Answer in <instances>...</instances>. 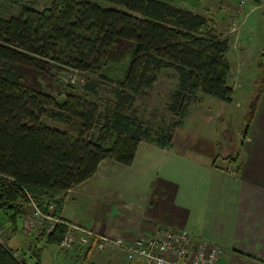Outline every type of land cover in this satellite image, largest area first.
I'll return each mask as SVG.
<instances>
[{"label": "trees", "instance_id": "1", "mask_svg": "<svg viewBox=\"0 0 264 264\" xmlns=\"http://www.w3.org/2000/svg\"><path fill=\"white\" fill-rule=\"evenodd\" d=\"M227 51V40L204 18L163 0H55L41 11L23 6L0 17V211L8 236L18 231L27 195L53 198L91 179L104 160L129 166L141 142L169 147L197 93L231 104ZM127 53L124 77L113 89L115 103L103 113L87 95L62 92L55 98L38 83L55 65L95 75ZM163 69L176 74L169 110L180 121L152 133L132 110ZM259 70L262 93L264 55ZM96 87L88 80L84 90L93 95ZM256 104L245 117L244 134ZM63 236L64 230L56 229L41 248L58 246ZM32 240L40 242L44 234ZM41 248L31 254L36 264ZM15 253L0 243V264H23Z\"/></svg>", "mask_w": 264, "mask_h": 264}, {"label": "crops", "instance_id": "2", "mask_svg": "<svg viewBox=\"0 0 264 264\" xmlns=\"http://www.w3.org/2000/svg\"><path fill=\"white\" fill-rule=\"evenodd\" d=\"M174 1L165 2L206 21L209 17L211 22L207 23L215 35L221 33V21L225 23L236 6L231 0ZM256 2L249 1L237 32L229 40L225 38L230 68L227 83L233 92L235 81L229 84L232 74H236V80L238 75H246V66H256V75L260 76L264 45L247 54L246 61H242L246 48L239 45L250 19L264 16V7ZM237 46L238 51L232 50ZM232 52L235 57L231 61L228 57ZM217 101L212 105L223 109L234 103ZM200 113V117L195 113L186 116L184 124L174 130L169 147L141 142L129 166L102 161L90 180L56 195L58 215L87 230L126 242L142 234H154L160 228L185 231L194 240L219 245L224 251L221 264H264V92L258 96L251 124L245 137L242 131L237 145L229 131L223 127L221 130L216 123L223 120V115L213 114L210 109L205 115ZM225 116L230 118L228 112ZM194 121L199 124L191 127ZM186 128L189 134L183 131ZM0 219L7 224L3 216ZM21 219L24 223L25 216ZM34 237L24 238L18 228L17 233L7 237L6 244L23 254L26 263L36 264L38 260L31 254L45 240L35 242ZM46 247H39L42 251L38 264H42ZM52 247L55 264H142L127 261L115 248L97 252L76 246L63 252Z\"/></svg>", "mask_w": 264, "mask_h": 264}, {"label": "rangeland", "instance_id": "3", "mask_svg": "<svg viewBox=\"0 0 264 264\" xmlns=\"http://www.w3.org/2000/svg\"><path fill=\"white\" fill-rule=\"evenodd\" d=\"M53 1L55 0H0V17L8 18L12 15H15L20 11V8L23 6H31L37 9L44 10L45 8L50 7ZM163 1L168 2L173 0H163ZM178 1L180 3L182 2V0H175L174 2L178 3ZM238 1L239 0H231L232 5L237 4ZM256 1L258 7H264V2L260 3L258 0ZM247 6L248 5H246L242 13H240L237 16L238 22L236 26V31L234 33L228 34L229 26L232 20L231 16L234 15L235 6L234 8H231V16L228 18L229 20L227 19L226 16L225 23L223 20L221 21L222 22L221 24L224 26L222 25L220 26L219 29L221 33H218L217 35L224 39L232 38L241 24V18L242 15L246 13L248 9ZM207 22L208 23L211 22L209 20V17H207ZM213 33L216 32L213 31ZM240 37L241 39L239 41V45L246 48V51L242 55V58L247 57V54H250L253 51H259L260 47L264 45V16L261 17H257L256 15L253 16L248 22V24L245 25L244 30L241 33ZM232 50L238 51V46ZM234 55L235 54L233 52L229 53L228 58L232 61L235 57ZM129 58H130V54L127 53L126 57L122 59L119 63L110 62L107 66L102 68L100 72H98V74L95 75L88 73H81L74 69L68 68L64 65H55L56 67L52 71L51 75H47L43 78L42 77L39 78L38 83L46 94L55 98L60 97L62 92H65L66 94H72L75 96H82V97L84 95H87L88 101L94 103L97 106L99 112L103 113L106 111V109L111 107L113 103H115V96L113 93V89L116 87V83L123 79L124 73L129 63ZM242 61H246V58L242 59ZM245 69H246V75L244 76L238 75L237 79L234 80L236 74L234 75L232 74L229 79V84H233V81H235V84L233 85L234 87L233 105L230 106L228 105V107L224 109L220 107L217 108V106L212 105L215 102H218L217 99L209 96H204L200 93H197L195 96V98L197 100H200V102H196L195 99V101L187 104L188 108H187L186 116L195 113L196 117H200V115H202V113L200 112H204L203 114L205 115V113L209 112V109L213 110V114L216 113L223 115L222 116L223 120L221 122L218 120V118H215L218 120L216 123L220 128L223 127L224 130L226 128V130L229 131V134L233 139L234 145H237L238 137L239 136L241 137V135H243L242 131L245 128V117L248 114L250 106L252 105V103L257 102L258 96H260L261 94V92H259L260 88L258 84L259 77H257L256 75L257 67L255 66L254 68H251L246 66ZM88 80H95L97 84L95 90L96 93L93 95L86 93V91L84 90ZM176 88H177V79L175 72L169 69H163L157 76L156 84L151 89L145 91V94H142L137 98V101L132 110L133 117L139 120L145 126L150 127L152 133L158 132L159 130L167 129V127H169L172 124L174 125L179 123L180 119L178 117L173 116L169 110L171 97L173 93L176 91ZM227 112L229 113L230 118L225 116ZM215 119L213 120L211 119L210 122L214 121ZM43 122L44 124L50 127H59L57 123L51 121L48 118H43ZM181 122L182 124H184L183 123L184 119ZM187 124L188 122L186 123V125ZM198 124L199 123L197 121H194L191 122L190 126L193 127ZM189 130L190 129L187 128L183 129V131H185V134H189L190 133ZM226 133L227 132H224V137ZM221 136L222 135L220 133V137ZM224 137L222 136L223 138L221 139L223 140L222 142L225 141ZM58 197L59 196L55 195L53 198L48 199L45 197V199L48 201L53 200L57 204ZM79 205L81 204L79 203ZM58 206L59 205L57 204V208ZM0 216H3L4 219H6V216L1 211H0ZM2 219H0L1 222L3 221ZM22 220L23 219L21 218L17 220V226L20 229V231L23 228ZM6 232L8 236L9 230L7 229ZM45 232H46L45 229H43L41 232L35 231L32 232L29 236L32 235L37 236L39 234L45 235ZM21 235L24 238H29L28 236H25L23 234ZM38 247H41V245H39ZM120 252L123 253L122 251ZM20 256L22 255L20 254ZM55 258L56 255L54 252V248L51 245H48L43 251V254L41 255V263L55 264ZM126 260L129 261L127 258Z\"/></svg>", "mask_w": 264, "mask_h": 264}, {"label": "built area", "instance_id": "4", "mask_svg": "<svg viewBox=\"0 0 264 264\" xmlns=\"http://www.w3.org/2000/svg\"><path fill=\"white\" fill-rule=\"evenodd\" d=\"M249 1L239 0L236 4L234 15L231 16L230 33L236 31L237 16ZM27 200L21 234L30 237L32 232L45 229L46 240L56 229H63L64 236L58 245V249L63 252H70L76 246L97 252L115 248L122 251L129 261H141L143 264H221L224 256V251L219 245L203 239L194 240L185 231L169 228H160L154 234H142L133 242L103 236L61 218L53 200L48 201L45 197L38 200L29 195ZM7 229L8 225L0 222V243L6 244ZM14 255L23 264H27L17 252Z\"/></svg>", "mask_w": 264, "mask_h": 264}, {"label": "bare ground", "instance_id": "5", "mask_svg": "<svg viewBox=\"0 0 264 264\" xmlns=\"http://www.w3.org/2000/svg\"><path fill=\"white\" fill-rule=\"evenodd\" d=\"M36 237V236H35Z\"/></svg>", "mask_w": 264, "mask_h": 264}]
</instances>
